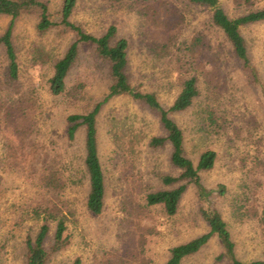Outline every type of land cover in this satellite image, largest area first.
<instances>
[{
    "label": "rangeland",
    "instance_id": "rangeland-1",
    "mask_svg": "<svg viewBox=\"0 0 264 264\" xmlns=\"http://www.w3.org/2000/svg\"><path fill=\"white\" fill-rule=\"evenodd\" d=\"M43 1L59 24L64 0ZM219 1L232 19L264 9V0ZM211 16L210 10L187 0H77L72 17L96 37L116 27L117 39L129 42L132 85L155 93L165 108L173 105L187 78H198L200 97L190 110L172 118L185 134L186 154L195 165L205 152H216L215 168L201 173L204 187L215 192L205 200L189 185L172 217L159 207L147 208L145 201L148 193L165 189L162 176L178 175L169 145L149 147L151 137L166 132L156 114L128 96L109 100L98 116L105 210L100 216L87 211L85 131L71 143L67 119L87 114L105 100L111 85L108 65L92 47H82L66 93L55 96L50 91L54 64L76 36L62 26L40 34L37 13L15 20L17 80L9 78L0 49V264H26V239L43 223V216L35 213L48 207L68 217L70 243L52 252L56 225L51 223L47 264H73L77 259L82 264H165L172 248L209 232L203 213L211 210L228 224L240 260L264 258V23L241 29L260 75L259 86L225 47ZM11 22L0 16V36ZM198 37L203 40L192 56L186 45ZM128 130L139 136L133 152L123 150L118 141ZM52 175L61 180L60 188L47 187ZM222 251L214 237L182 264H228L218 260Z\"/></svg>",
    "mask_w": 264,
    "mask_h": 264
},
{
    "label": "trees",
    "instance_id": "trees-1",
    "mask_svg": "<svg viewBox=\"0 0 264 264\" xmlns=\"http://www.w3.org/2000/svg\"><path fill=\"white\" fill-rule=\"evenodd\" d=\"M190 5L210 10L212 13V25L223 35L225 47L229 49L233 58L237 61L242 71L255 85H261V79L256 66L253 64L250 49L241 29L243 27L264 23V9L252 11L236 19L228 16L222 8L219 0H187ZM77 6V0H64L61 9V22L52 20L49 6L43 0H0V16L12 18L7 30L0 36V49H3L8 61V73L11 80L19 78L18 53L13 42L14 23L24 14L37 13L39 22L37 31L45 34L56 26H62L76 36V41L66 51L65 55L55 62L53 76L50 79V91L55 96H61L67 91V80L80 57L84 46L93 48L95 56L108 65L111 85L108 95L103 102L95 105L87 114H74L68 117L67 138L73 143L81 129L85 131V177L89 182V192L86 199V209L94 216H100L105 210L107 192L106 176L99 152L98 116L104 104L109 100L128 96L136 102L143 104L152 113L156 114L166 136H153L150 138L149 147L153 149L171 147L170 163L178 171V175H164L161 181L165 189L148 193L145 196L147 208H161L169 217L175 216L179 211L181 200L186 194L189 185H194L202 199L207 200L215 191H208L201 178V173L209 172L215 168L217 154L207 151L201 155L197 165L187 156L185 149V134L181 127L172 118L173 114L184 113L190 110L200 97L198 78H187L181 87V91L173 105L165 108L153 92H143L135 88L128 74L129 68V42L126 39H117V28L112 26L107 32L96 37L86 33L80 26L72 22V17ZM202 38L198 37L189 46L188 51L195 54L201 45ZM164 48H168L166 45ZM199 52V50H198ZM212 124L216 121L212 114L209 116ZM138 135L131 130L124 131L118 136L123 150L132 151L136 148ZM47 187L60 188L61 182L54 175L48 178ZM74 183V181L72 180ZM218 193H224V187L218 189ZM36 216H43V223L35 236L29 235L26 239V264H47L50 252L46 247V241L51 231L50 224L54 223L55 235L52 252L64 250L70 243L67 235L68 217L58 213L52 208L36 211ZM203 216L208 224L209 232L186 243L180 244L170 251L169 259L165 264H182L186 259L199 253L214 237H217L223 247L218 257L219 261L228 264H264L262 260L243 262L237 256V245L233 239L228 224L217 211H205ZM260 224L264 231V211L260 216ZM73 264H82L77 259Z\"/></svg>",
    "mask_w": 264,
    "mask_h": 264
}]
</instances>
